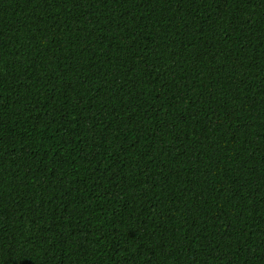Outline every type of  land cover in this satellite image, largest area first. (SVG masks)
Returning <instances> with one entry per match:
<instances>
[{"label":"trees","instance_id":"1","mask_svg":"<svg viewBox=\"0 0 264 264\" xmlns=\"http://www.w3.org/2000/svg\"><path fill=\"white\" fill-rule=\"evenodd\" d=\"M0 264H264V0H0Z\"/></svg>","mask_w":264,"mask_h":264}]
</instances>
